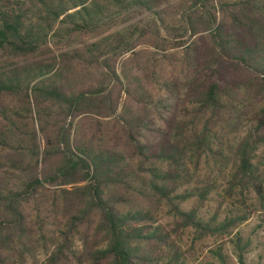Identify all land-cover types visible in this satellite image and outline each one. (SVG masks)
I'll list each match as a JSON object with an SVG mask.
<instances>
[{"label":"trees","instance_id":"1","mask_svg":"<svg viewBox=\"0 0 264 264\" xmlns=\"http://www.w3.org/2000/svg\"><path fill=\"white\" fill-rule=\"evenodd\" d=\"M0 59V264H184L244 220L211 172L264 198V0H0Z\"/></svg>","mask_w":264,"mask_h":264},{"label":"rangeland","instance_id":"2","mask_svg":"<svg viewBox=\"0 0 264 264\" xmlns=\"http://www.w3.org/2000/svg\"><path fill=\"white\" fill-rule=\"evenodd\" d=\"M53 42L50 46L54 48L52 52L56 54L57 51H55ZM11 66L12 62L0 59V72L8 70ZM179 96L181 97L182 93ZM168 102L169 100L166 101V104ZM175 102L177 101L170 100V105H173ZM252 127L253 125L251 126L250 123H246L242 128L243 132L241 135ZM256 156L260 169L264 173V148H261ZM187 158L188 154L182 157V161L187 164V169L192 172L193 167L191 164H188ZM199 163L198 167L200 169L206 167L207 162L204 158ZM209 166L213 167L211 163ZM224 175L227 176V171L225 170L223 174L215 171L209 174L210 180L215 183V191L207 197L199 210V215L204 221L214 217H216L217 222H222L225 219L237 221L243 218L244 220L234 222L232 228L227 233L208 236L200 241L196 240V236L192 232L183 231L178 245L181 248V252L189 253L188 258L184 262L181 260L184 264H195V259L199 262H205L211 256V252H216L218 249L226 257L227 262L235 264V250L232 242L235 236L241 237L243 243L248 244L244 255L246 264L264 263V198L259 199L251 192L246 193L243 191L240 194L239 189H235L234 194L231 197H227L225 193L227 186L225 178H223ZM194 202V199L189 200L182 205V209L185 211L189 210L194 205ZM158 220L163 224L166 222L171 224V219L160 217Z\"/></svg>","mask_w":264,"mask_h":264}]
</instances>
